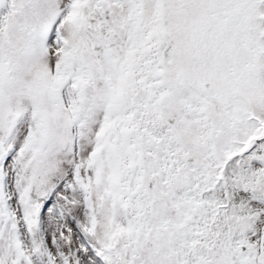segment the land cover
Listing matches in <instances>:
<instances>
[{
	"label": "snow or ice",
	"instance_id": "1",
	"mask_svg": "<svg viewBox=\"0 0 264 264\" xmlns=\"http://www.w3.org/2000/svg\"><path fill=\"white\" fill-rule=\"evenodd\" d=\"M0 264H264V0H0Z\"/></svg>",
	"mask_w": 264,
	"mask_h": 264
}]
</instances>
